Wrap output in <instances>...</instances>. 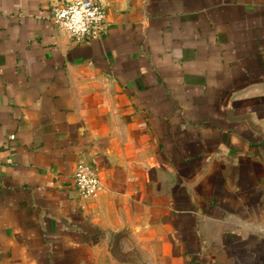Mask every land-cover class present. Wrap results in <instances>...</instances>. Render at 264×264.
<instances>
[{
    "label": "crops",
    "instance_id": "1",
    "mask_svg": "<svg viewBox=\"0 0 264 264\" xmlns=\"http://www.w3.org/2000/svg\"><path fill=\"white\" fill-rule=\"evenodd\" d=\"M59 2L0 0V264H264V0Z\"/></svg>",
    "mask_w": 264,
    "mask_h": 264
},
{
    "label": "built area",
    "instance_id": "2",
    "mask_svg": "<svg viewBox=\"0 0 264 264\" xmlns=\"http://www.w3.org/2000/svg\"><path fill=\"white\" fill-rule=\"evenodd\" d=\"M50 20L54 27L78 43L104 32L106 14L99 0H60L52 6ZM8 137L13 140L15 136ZM72 180L75 191L82 198L92 197L101 189L96 169L83 161L75 165Z\"/></svg>",
    "mask_w": 264,
    "mask_h": 264
}]
</instances>
